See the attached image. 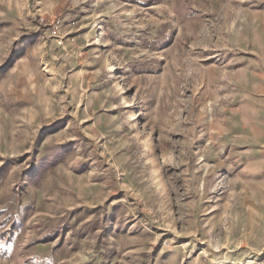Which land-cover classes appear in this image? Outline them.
Returning a JSON list of instances; mask_svg holds the SVG:
<instances>
[{"label":"rangeland","instance_id":"rangeland-1","mask_svg":"<svg viewBox=\"0 0 264 264\" xmlns=\"http://www.w3.org/2000/svg\"><path fill=\"white\" fill-rule=\"evenodd\" d=\"M0 264H264V0H0Z\"/></svg>","mask_w":264,"mask_h":264}]
</instances>
